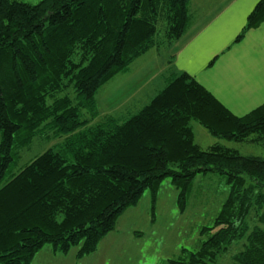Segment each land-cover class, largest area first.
Instances as JSON below:
<instances>
[{"label": "trees", "instance_id": "trees-1", "mask_svg": "<svg viewBox=\"0 0 264 264\" xmlns=\"http://www.w3.org/2000/svg\"><path fill=\"white\" fill-rule=\"evenodd\" d=\"M191 1L0 0V264H32L46 246L91 255L146 191L155 204L170 180L184 213L193 181L207 174L226 176L230 192L204 230L215 232L183 264H215L245 237L235 264H264V158L203 150L191 127L264 147V105L236 117L183 73L126 120L101 117L95 99L135 61L186 35ZM263 22L261 0L237 41ZM39 137L56 144L12 171Z\"/></svg>", "mask_w": 264, "mask_h": 264}, {"label": "crops", "instance_id": "crops-1", "mask_svg": "<svg viewBox=\"0 0 264 264\" xmlns=\"http://www.w3.org/2000/svg\"><path fill=\"white\" fill-rule=\"evenodd\" d=\"M260 1L192 0L189 5L191 26L172 48L170 63L166 60L162 66L158 55H151L146 60V54L137 60L138 66L128 79L115 92L107 93L102 102L109 106L110 102H116L112 109L133 100L136 95L151 101L164 89L169 77L183 73L194 79L236 117L247 116L262 107L264 22L248 30L243 39L237 41ZM157 79H160L159 84L156 83ZM141 235L135 228L127 231L115 229L102 239L95 253L83 258L74 254L71 259L70 253L58 254L46 246L32 264H116L122 249L127 244L138 242ZM99 249H102L101 254Z\"/></svg>", "mask_w": 264, "mask_h": 264}, {"label": "rangeland", "instance_id": "rangeland-1", "mask_svg": "<svg viewBox=\"0 0 264 264\" xmlns=\"http://www.w3.org/2000/svg\"><path fill=\"white\" fill-rule=\"evenodd\" d=\"M26 4H38L42 0H17ZM172 48L162 47L160 51H151V55H158L159 62L166 64L170 57ZM154 55V56H155ZM157 57V58H158ZM144 60V58L142 59ZM167 60V61H166ZM139 61H135L127 74L114 77L109 83L101 88L95 99L101 117L105 115L126 120L138 113L150 100L136 95L133 100L123 102L121 106L110 109L116 102L107 105L102 102L107 93L115 92L129 74L134 72ZM160 83V79L156 80ZM151 97V96H149ZM118 108V109H117ZM195 135V142L203 150L219 144L226 148L235 150L245 157L264 158V147L252 143H237L212 137L207 130L196 122L191 123ZM1 139V136H0ZM1 142V141H0ZM56 143L48 141L45 137H39L26 149L21 159L12 168L17 172L31 160L45 153ZM230 187L227 184V177L220 174L198 175L193 181L192 188L188 194L186 209L181 213L178 206L177 189L170 180H165L158 191L155 204L152 203V195L146 191L137 206L132 207L124 213L123 218L117 222L116 229L127 231L135 228L142 233L139 241L133 245L127 244L121 251V256L116 264H183L187 263L190 254L197 253L203 243L215 231H204L214 227L216 218L219 216L225 201L228 198ZM154 207V210H152ZM248 223L251 228L256 224L251 214ZM249 247V241L245 237L229 247L228 251L222 254L215 264H235L236 258ZM100 250V249H99ZM78 248L70 251L69 258L77 255ZM102 253V249L99 254ZM176 262V263H174Z\"/></svg>", "mask_w": 264, "mask_h": 264}]
</instances>
